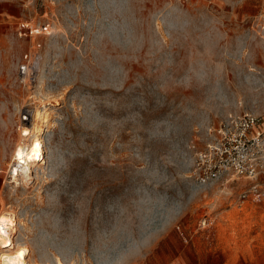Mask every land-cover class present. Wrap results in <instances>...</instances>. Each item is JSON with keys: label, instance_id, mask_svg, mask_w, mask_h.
Instances as JSON below:
<instances>
[{"label": "rangeland", "instance_id": "rangeland-1", "mask_svg": "<svg viewBox=\"0 0 264 264\" xmlns=\"http://www.w3.org/2000/svg\"><path fill=\"white\" fill-rule=\"evenodd\" d=\"M262 12L264 0H0V213L31 264H166L215 247L206 219L213 233L264 217V199L239 200L252 180L195 176L218 127L246 114L264 126ZM38 129L44 160L9 185L14 148Z\"/></svg>", "mask_w": 264, "mask_h": 264}, {"label": "built area", "instance_id": "built-area-1", "mask_svg": "<svg viewBox=\"0 0 264 264\" xmlns=\"http://www.w3.org/2000/svg\"><path fill=\"white\" fill-rule=\"evenodd\" d=\"M264 27V12L260 14ZM28 55L26 58L28 59ZM26 71V67L23 68ZM263 117L246 114L231 118L214 131L213 140L198 154L195 176L211 182L226 175L247 178L253 183L239 196L241 204L264 199V126ZM216 221L206 219L202 228L209 231Z\"/></svg>", "mask_w": 264, "mask_h": 264}, {"label": "crops", "instance_id": "crops-1", "mask_svg": "<svg viewBox=\"0 0 264 264\" xmlns=\"http://www.w3.org/2000/svg\"><path fill=\"white\" fill-rule=\"evenodd\" d=\"M221 224L214 234V248L199 241L198 247H190L186 252L188 245H184L182 254L169 257L166 264H264V217L252 216L247 221ZM245 224L252 226L244 229Z\"/></svg>", "mask_w": 264, "mask_h": 264}, {"label": "bare ground", "instance_id": "bare-ground-1", "mask_svg": "<svg viewBox=\"0 0 264 264\" xmlns=\"http://www.w3.org/2000/svg\"><path fill=\"white\" fill-rule=\"evenodd\" d=\"M40 132L41 130L38 129L31 136L24 135L23 140L14 148L9 185L18 184L21 177L22 179H30L31 169L38 166L37 161L44 160L45 148L43 146V137L39 134ZM16 226L17 220L13 213L9 211L0 213V229L3 230L0 232V250L9 247L12 251L2 253L0 264H31L28 259L29 248L21 244H17L18 247H16L13 240V235L17 231ZM20 253H23V255L21 256Z\"/></svg>", "mask_w": 264, "mask_h": 264}, {"label": "snow or ice", "instance_id": "snow-or-ice-1", "mask_svg": "<svg viewBox=\"0 0 264 264\" xmlns=\"http://www.w3.org/2000/svg\"><path fill=\"white\" fill-rule=\"evenodd\" d=\"M25 119H27V117H25ZM3 230L2 229H0V232H2ZM20 255L22 256L23 255V253H20Z\"/></svg>", "mask_w": 264, "mask_h": 264}]
</instances>
